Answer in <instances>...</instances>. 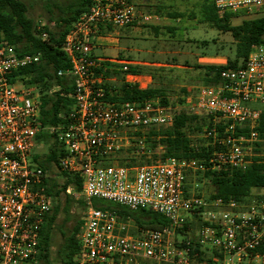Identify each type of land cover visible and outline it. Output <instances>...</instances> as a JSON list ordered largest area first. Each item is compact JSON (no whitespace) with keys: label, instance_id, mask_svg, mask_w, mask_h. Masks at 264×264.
I'll list each match as a JSON object with an SVG mask.
<instances>
[{"label":"built area","instance_id":"built-area-1","mask_svg":"<svg viewBox=\"0 0 264 264\" xmlns=\"http://www.w3.org/2000/svg\"><path fill=\"white\" fill-rule=\"evenodd\" d=\"M143 1L89 0L60 47L69 69L56 75L67 73L73 79V102L65 124L47 131L62 150L58 169L80 180L73 194L83 204L74 264H193V245L209 252L216 264H264V253L259 252L264 248L263 199L242 204L193 195L186 188L188 173L243 171L253 162H264V150L254 151L255 144H264V133L260 138L256 130L264 111L247 105H264V43L251 46L242 66L222 70L216 85L196 87L192 103L186 97L185 110L208 120L201 132L205 146L212 147L205 165L171 157L138 166L111 162L122 149L134 146L139 148L136 154L146 156L148 135L171 128L175 109L183 108H171L167 100L161 104L159 97L140 102L106 99L105 83L130 84L135 74L116 57L93 56L91 43L109 33H102L101 27L150 23L153 17L139 6ZM210 2L219 16H264V0ZM53 26L36 22L41 40L47 38L43 27ZM38 62V54H17L0 43V264H38L39 228L51 207L44 191L45 172L30 158L41 130L39 91L7 79L10 71ZM244 128L246 134H235ZM70 191L68 186L64 192ZM96 201L128 212L149 210L166 224L137 228L130 217L121 219ZM194 217L199 225L192 237Z\"/></svg>","mask_w":264,"mask_h":264},{"label":"trees","instance_id":"trees-1","mask_svg":"<svg viewBox=\"0 0 264 264\" xmlns=\"http://www.w3.org/2000/svg\"><path fill=\"white\" fill-rule=\"evenodd\" d=\"M145 2L147 0H144ZM89 0H65L60 6L53 3L50 8L47 7L48 22L53 21L54 27L49 29L43 27L47 35L45 40L39 37L40 31L35 29V24L27 16V7L21 0H0V43L12 46L17 54L39 55V62L30 66L12 70L7 74L10 84H21L26 87H35L39 91V115L38 123L40 132L35 137V142L47 145L52 139L53 145L47 147V153L32 156V163L45 172L44 191L51 200L49 212L44 216L38 233V264H54L50 258L51 232L55 228V219L58 213H62L63 219L61 225L57 226V231L61 236V242L55 251L56 264H74V256L77 252L76 233L80 226V220H75L74 224L67 231L63 230V225L69 222L73 215L70 214L71 205L76 203L83 209V204L75 200L71 195L64 193L66 187L78 192L80 189V180L77 175L60 172L63 178L62 185H58L53 175L49 173L51 165H57L58 158L62 155V150L54 134L48 133L47 129L55 126H63L66 116L72 106L73 79L66 73L57 76V71L64 72L69 69V64L60 47L63 44L64 37L67 34L72 23L77 17L87 10ZM143 10L149 8L148 5L140 3ZM51 8L56 9V13L51 12ZM164 6H156L154 12L160 13ZM199 11L204 22L220 31L229 32L235 41V58L232 61L227 60L221 66H201L194 65L196 70L201 71L202 83L206 86L216 85L219 82V73L227 68H237L243 65L251 46L264 43V16L252 20H244L239 25H229V19L234 15L224 13L217 15L210 0H202L199 5ZM170 17L176 18L179 15L167 13ZM131 26V25H129ZM128 27V26H126ZM111 27L99 28L102 33L110 30ZM155 28H153L154 30ZM117 66V65H116ZM130 72L135 73L133 67ZM121 78L119 73H114ZM110 74L107 72L106 76ZM106 90V99L114 102H140L147 99L159 97L161 104H166V99L159 88L148 87L139 89L136 85L128 83H110L104 85ZM54 89V90H53ZM194 126L195 130L208 124L207 117L193 115L189 112L179 110L174 115L173 125L169 129L161 130L157 133L152 132L146 139V144L154 150L160 148L159 158H176L200 161L206 164L212 147L202 142H193L187 135L188 126ZM221 129L218 127V130ZM260 138L264 133V114L258 120ZM247 129H236L235 134H246ZM263 145L258 143L254 145V151ZM124 161V159H122ZM133 162V161H132ZM200 173V172H199ZM205 178L214 187L215 193L211 197H221L233 199L240 202L250 193L252 189H264V162L256 161L250 164L245 170H230L226 172L205 171L202 173ZM64 195L63 205L59 204V195ZM263 199L264 197H257ZM97 204L98 202H94ZM99 204V203H98ZM109 210H115L119 218L130 217L137 228L158 229L166 224L163 217L149 210L139 209L134 212H128L124 208L113 204H100ZM184 231V230H183ZM193 252L197 253L198 260H201L202 252L196 245H193ZM259 252L264 253V248ZM210 260V259H209ZM210 264H215L211 260Z\"/></svg>","mask_w":264,"mask_h":264},{"label":"rangeland","instance_id":"rangeland-1","mask_svg":"<svg viewBox=\"0 0 264 264\" xmlns=\"http://www.w3.org/2000/svg\"><path fill=\"white\" fill-rule=\"evenodd\" d=\"M21 1L27 7V16L34 22L40 21L44 24L49 23L47 20V7L50 8L52 3L60 7L65 2V0ZM142 3L149 6L148 9L145 7L143 12L153 17L150 23L138 26L133 24L128 27H111L108 30L109 33L104 35L106 36L105 38L97 40V43L101 44L91 43V53L97 58L118 57L125 61H147L171 65L172 67L151 68L152 72L150 71V73L153 74L156 86L158 84L171 108H175L180 104L183 105H180V107H183L182 109H175V113L179 110L185 111L187 107L186 97L190 96L189 101L192 103L194 90L196 87L204 85L201 80V71L196 70L194 64L203 62L202 58H219L221 65L225 64L227 60H234L235 41L229 32L220 31L212 27L210 23L204 22L199 11V5L202 3V0H147ZM160 5L164 6V9L160 13L154 12V8ZM50 10L52 13H56L55 8H51ZM167 13H174L179 16L173 18L167 15ZM257 17L259 16L234 14L228 23L231 26H236L244 20H252ZM131 27H135L138 30H130ZM153 28L155 29L153 30ZM247 105L264 111L263 104L248 103ZM193 125L195 124L188 126L189 132H187V135L190 136L193 142H202L204 145L206 141L201 137L202 128L195 130ZM52 141L50 139L47 145L35 142L31 152V160H33L32 156L34 155L43 156L47 153V147L53 145ZM146 147L148 149L146 156L136 154V150L139 148L134 146L122 149L115 155V160L111 162L121 166L150 164L159 158L160 148L158 147L157 150H154L149 144ZM263 150L264 144L256 150V153L260 154ZM60 172L57 165L53 163L49 173L46 172V174L53 175L57 184L62 185L63 178ZM186 180V188L190 194L210 197L215 193L214 187L202 173H188ZM76 193L71 188L68 195L78 200L73 196ZM257 197H264V189H252L240 203L246 204ZM63 201L64 195L60 194L59 204L63 205ZM96 202L109 204L103 201ZM82 213L83 209L79 205L76 203L72 204L70 214L73 215V218L63 225V230L67 231L72 227L75 220H80ZM62 219V213H58L55 219V228L51 232L50 258L54 261V264H56L54 260L55 251L61 242V236L56 227L61 225ZM198 225V219L194 217L190 226V236L193 237ZM209 257V252H202L201 260L199 261L198 258L194 259L193 264H210L208 263L210 261Z\"/></svg>","mask_w":264,"mask_h":264},{"label":"crops","instance_id":"crops-1","mask_svg":"<svg viewBox=\"0 0 264 264\" xmlns=\"http://www.w3.org/2000/svg\"><path fill=\"white\" fill-rule=\"evenodd\" d=\"M135 27H131L130 30H132V29L138 30ZM93 43L96 44L97 40L94 41ZM99 44H101V43H99ZM102 47H104V46H102ZM116 59H117L118 63H123V62L127 63L129 69H130V67H133L134 70L136 68L135 73H133L135 75L129 79V83L136 85L139 89H145L148 87L159 88L158 84L156 86V83L154 81V76H152L153 74L150 73V71L152 70L151 68H156V67L160 68L163 66L172 67L171 65H163L160 63L147 62V61H125L123 59H119L118 57H116ZM202 60H203V62H199V63L194 64V65L221 66V62H220L219 58H216V57L215 58H209V59H205V58L203 59L202 58Z\"/></svg>","mask_w":264,"mask_h":264},{"label":"water","instance_id":"water-1","mask_svg":"<svg viewBox=\"0 0 264 264\" xmlns=\"http://www.w3.org/2000/svg\"><path fill=\"white\" fill-rule=\"evenodd\" d=\"M263 40H264V38H263Z\"/></svg>","mask_w":264,"mask_h":264}]
</instances>
